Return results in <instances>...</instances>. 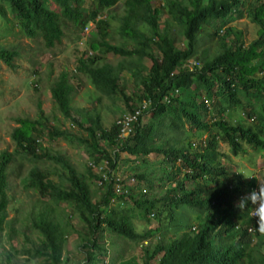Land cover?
Returning <instances> with one entry per match:
<instances>
[{
    "label": "trees",
    "instance_id": "trees-1",
    "mask_svg": "<svg viewBox=\"0 0 264 264\" xmlns=\"http://www.w3.org/2000/svg\"><path fill=\"white\" fill-rule=\"evenodd\" d=\"M120 1L0 0V21H10L9 30L17 26L29 38L41 39L46 49L60 44L69 26L79 32L93 27L88 40L91 54L77 60L72 74L62 71L50 88L61 115L85 132L79 140L89 165L79 172L67 157L42 149L36 135L48 126L42 127L39 120L16 119L18 126L11 133L15 152L32 162H53L67 184L57 185L48 171L37 166L29 170L24 185L45 202L21 222L37 241L26 250L11 245L10 252L0 253V264H18L15 254L21 250L28 256L25 261L70 264L62 251L66 230L73 225L70 215L60 212L63 203L73 206L83 225V230H75L78 252L84 255L76 264H104L111 247L116 250L108 264H127L124 251L131 249L130 243L139 246L140 264L154 260L156 264H264V234L255 230L251 209L236 207L242 195L257 188V177H245L232 169L231 161L224 165L222 161L230 156L218 150L220 142L236 156L251 150L264 165V0H122L117 26L122 41L117 45L107 40L110 22L103 14ZM239 18L254 26L247 43L242 30L230 25ZM108 53L122 60L115 66L99 63ZM16 55V50L0 46V60L8 66H13ZM144 58L150 66H143ZM124 70L137 88L133 95L138 106L129 101L121 78ZM78 75L100 94L97 101L102 96L112 102L123 99L127 114L106 127L100 111L73 108L75 87L70 81ZM136 112L137 119L122 136L125 117ZM47 131L54 138L68 136L55 126ZM203 134L207 140H202ZM121 152L141 156L145 164L151 155L160 157L162 184H155L156 172L135 174L153 191L169 182L159 199L146 194L141 199L121 186L122 180L113 175ZM11 163L12 155L2 152L0 234L8 228V241L15 232V220L8 218ZM92 182L98 184L95 190ZM149 215L158 224L138 232L132 219L143 220L147 227ZM120 240L125 241L124 250ZM29 241L25 234L24 243Z\"/></svg>",
    "mask_w": 264,
    "mask_h": 264
},
{
    "label": "rangeland",
    "instance_id": "rangeland-1",
    "mask_svg": "<svg viewBox=\"0 0 264 264\" xmlns=\"http://www.w3.org/2000/svg\"><path fill=\"white\" fill-rule=\"evenodd\" d=\"M87 3L89 0H86ZM159 0H153L152 3H156ZM123 14L122 0L114 7L106 10L103 15L110 22L109 35L107 40L111 44H120L121 38L117 33L118 17ZM163 19L159 20V26H161ZM10 21L4 23L0 21V46L6 50H16L17 55L12 60L13 66H8L2 60H0V154L2 152H8L12 155V163L8 166V182H9V194L10 203L8 205V218H13L15 221L12 224L15 232L14 236L8 241L7 233L8 228H4L0 234V253L10 252V246L16 247V250L30 249L32 243H36L37 235L31 233L26 226L21 222L24 220L28 212L34 211L37 207L44 205L45 199L41 197L38 192L32 188L26 187L23 180L27 176L29 170L33 166H37L41 170L48 171L50 179L57 185H65L67 181L60 171L57 172L55 164L49 161H34L27 159L24 156L15 152V143L11 138V133L15 127L18 126L16 119L26 118L30 120H39L47 128L50 126L57 127L59 130L67 132L68 136L51 137L47 128L38 132L37 138L42 149H46L50 154L58 153L67 157L69 162L79 171H85L86 166L89 165V158L84 149V146L80 143V138L85 135V132L79 128L70 119H65L56 108L54 100L51 97L50 88L54 80L59 76L62 71H66L70 74L73 73L77 60L84 57V54H91V49L88 45V40L91 37L89 30L93 27H86L82 32L67 27L64 30V37L60 44H57L51 49H46L41 39L29 38L19 27H14L13 30H9ZM231 26L239 28L244 34V39L247 43L248 38L252 36L254 32V26L245 18H239L233 20L230 23ZM184 41V40H182ZM183 47V44H181ZM100 57V53H93ZM122 60L121 57L113 53L101 55L99 63H109L113 66L117 65ZM144 67L150 66L151 61L147 58L142 60ZM75 73V72H74ZM80 78V79H79ZM122 82L125 84L126 93L129 101L134 100V104L138 106L139 102L133 95L136 91V86L133 83L132 76L124 70L121 74ZM74 84L75 92L72 95V106L75 109H84L89 111H100L103 119L104 126L108 127L113 121L119 120V118L127 112L126 106H124L123 99H116L115 102L102 96L100 101L97 98L100 94L91 86L90 82L81 75L71 78ZM47 118L42 119L40 115ZM72 116L76 119L80 117L76 112H72ZM202 140H207V135L201 136ZM218 150L224 152L230 156V159L224 158L222 161L225 165L230 163L231 167L235 170H240L241 173L250 178L251 176L257 177L258 182L264 180V165L262 157L259 154L254 153L251 150H247L241 156L233 155L226 144L220 142ZM151 155L148 163H143L142 157H134L125 152L119 154V159L116 163V167L113 170V175L116 178L122 180L123 184L127 186V189L135 194L136 197L142 199L146 194L151 198H160L164 193V187L169 182L163 184V186L156 187L153 191L149 186H146L143 182L139 181L135 174L146 172L151 175L154 172L157 173L155 184L159 185L160 172V157ZM98 171V170H97ZM152 174V175H153ZM59 175V176H58ZM162 184V183H161ZM97 183L92 182L91 188L95 190ZM189 184L186 185L188 187ZM120 191V190H119ZM117 199H113L111 206L115 208ZM34 208V209H33ZM60 212L63 210V214L70 215V222L73 225L72 228H67L65 243L63 245V255L67 257L70 264L82 263L84 255L79 253V239L75 230H83V225L79 223L76 215L73 213V206L69 203H63L59 206ZM138 211L134 208V212ZM62 214V215H63ZM150 223L147 227L143 224L144 221L134 217L132 219L133 225L138 232L146 230L147 228H153L158 224V221L153 218V215L148 216ZM25 234H28L30 241L27 244L24 243ZM170 232L168 233V236ZM106 237V236H104ZM106 239V238H105ZM115 241V239H112ZM157 239H151L152 243H155ZM116 243L119 241H115ZM104 246L107 247V243L104 242ZM115 243V244H116ZM120 247L122 250L125 248V241L120 240ZM143 244V243H141ZM114 247V246H113ZM130 250L124 251L125 262L127 264H140V260L137 258L139 254V246L134 243H130ZM110 252L104 258V264H108L111 261L116 248H109ZM22 250L18 252L15 258V262L18 264H41V259H32L25 261L28 256L22 253ZM156 264L155 260L152 262ZM94 264H96L94 262ZM114 264H119V262Z\"/></svg>",
    "mask_w": 264,
    "mask_h": 264
},
{
    "label": "clouds",
    "instance_id": "clouds-1",
    "mask_svg": "<svg viewBox=\"0 0 264 264\" xmlns=\"http://www.w3.org/2000/svg\"><path fill=\"white\" fill-rule=\"evenodd\" d=\"M237 202L236 207L239 209H251L249 215L256 219L255 230L264 234V181H259L256 189L242 195Z\"/></svg>",
    "mask_w": 264,
    "mask_h": 264
},
{
    "label": "built area",
    "instance_id": "built-area-1",
    "mask_svg": "<svg viewBox=\"0 0 264 264\" xmlns=\"http://www.w3.org/2000/svg\"><path fill=\"white\" fill-rule=\"evenodd\" d=\"M90 26H91V24H90ZM85 29H86V27H85ZM137 114H138V112H136L134 115H127L125 117V120L123 121V124H122V129H121V135L122 136H126L128 134L131 124L137 119ZM116 179L118 180V178H116ZM115 188H116V191H119L121 188L120 184L116 183Z\"/></svg>",
    "mask_w": 264,
    "mask_h": 264
}]
</instances>
